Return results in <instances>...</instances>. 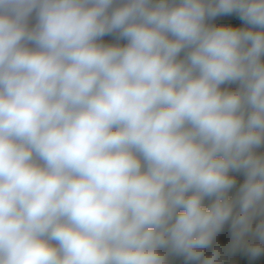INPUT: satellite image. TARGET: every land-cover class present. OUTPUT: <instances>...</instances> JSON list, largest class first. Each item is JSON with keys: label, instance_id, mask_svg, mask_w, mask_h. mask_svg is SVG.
<instances>
[{"label": "clouds", "instance_id": "obj_1", "mask_svg": "<svg viewBox=\"0 0 264 264\" xmlns=\"http://www.w3.org/2000/svg\"><path fill=\"white\" fill-rule=\"evenodd\" d=\"M115 2L0 0V264H221L229 219L259 256L264 0Z\"/></svg>", "mask_w": 264, "mask_h": 264}, {"label": "crops", "instance_id": "obj_2", "mask_svg": "<svg viewBox=\"0 0 264 264\" xmlns=\"http://www.w3.org/2000/svg\"><path fill=\"white\" fill-rule=\"evenodd\" d=\"M120 3H122V0H116L113 7L118 6ZM30 25L35 23V14L33 13L32 17H30ZM206 23L213 25V26H233V27H250L247 25L244 21H242L239 17V14L236 12H233L231 14L227 15H219L212 19H207ZM258 30V29H257ZM102 42L104 43H120L121 45L126 44L127 41L124 39L117 40L115 34L105 35L101 38ZM184 52L182 51L180 54V58H183ZM262 61H264V57L261 58ZM239 87L238 82L233 83H225L221 85L222 89H228V90H236ZM257 154H264V144L259 146L255 149ZM230 175L234 176L236 178V184L233 186V188L229 191V196L234 197L236 193L238 192L241 184L246 179V175L244 172L241 171H230ZM212 198H205V205L211 203ZM264 221V213L257 214L252 222V231L247 233L245 235V240L248 242H257V237L254 235V230L256 226L261 222ZM232 241H229L226 243V245L220 250V260L221 264H264V252H262L259 256L252 257L246 247L241 246L238 248L233 249L232 248ZM55 243V242H53ZM161 251H166L165 249H162ZM167 264H183V260L179 254L175 253H168L167 254Z\"/></svg>", "mask_w": 264, "mask_h": 264}, {"label": "trees", "instance_id": "obj_3", "mask_svg": "<svg viewBox=\"0 0 264 264\" xmlns=\"http://www.w3.org/2000/svg\"><path fill=\"white\" fill-rule=\"evenodd\" d=\"M231 240H233V232L231 227V219H229V221L225 223L221 231L217 233L211 245L204 249V256L207 257L211 255L215 250H219L220 252V250L226 245V243H228ZM180 256L183 260V264H200L199 261H189L185 258V256L183 255Z\"/></svg>", "mask_w": 264, "mask_h": 264}]
</instances>
